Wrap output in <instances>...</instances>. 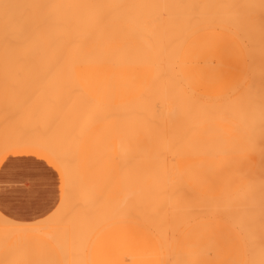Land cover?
Segmentation results:
<instances>
[{
    "label": "snow or ice",
    "instance_id": "1",
    "mask_svg": "<svg viewBox=\"0 0 264 264\" xmlns=\"http://www.w3.org/2000/svg\"><path fill=\"white\" fill-rule=\"evenodd\" d=\"M140 7L144 5L114 0H0V43L4 49L0 75V264H111L97 261L93 253L104 232L117 222L124 228L135 224L155 238L156 247L166 253L155 264H264V0L181 5L188 10L185 21L191 28L228 34L226 51L239 68L238 77L223 96V107L244 110L247 120L243 133L223 138L215 153L220 166L231 170L238 191L228 201H213L208 206L212 218L228 213L235 233L224 236L209 226L201 234L207 240V251L197 259L181 258L175 254V235L160 232L149 218L143 224L139 220L143 207L152 199L151 190L137 188L102 216L80 210L82 195L95 203L105 198L113 185L123 186L128 180L114 172L86 173L80 139L62 130L67 122L66 108L74 100L81 111L91 115L116 97V92L108 89L98 90L96 97L84 95L80 87L83 74L77 68L117 32L127 38L128 18L123 10ZM69 21L71 29L60 28ZM152 28L148 18L139 23L142 33L151 34ZM37 45L54 46L55 52L46 60L29 56ZM218 46L219 42H211L205 47L212 52ZM159 54L167 58L189 102L207 100L197 94L201 84H223L221 65L211 59L204 60V71L193 77L187 74L189 65L182 54L164 48ZM200 108L216 110L217 105L204 102ZM171 147L167 144L166 150L171 151ZM165 175L172 177L160 192L166 202L168 187L183 182L190 173L176 168L173 160L171 173ZM25 213L42 216L37 223L44 227L14 223L12 217ZM70 218L71 227L67 223ZM221 240L238 248L242 257L218 259L214 253Z\"/></svg>",
    "mask_w": 264,
    "mask_h": 264
},
{
    "label": "bare ground",
    "instance_id": "2",
    "mask_svg": "<svg viewBox=\"0 0 264 264\" xmlns=\"http://www.w3.org/2000/svg\"><path fill=\"white\" fill-rule=\"evenodd\" d=\"M10 2H17V0H10ZM40 2L84 3V0H40ZM114 2L144 5V7L123 10L128 18L126 32L129 36L123 38L117 32L102 50L89 54L77 71L83 74L80 87L84 95L96 97L98 90L108 89L114 90L116 97L111 104L104 105L101 110L91 115L81 111L74 100L66 108L68 134L78 137L81 142L92 137L94 140H112L122 143L123 139L118 126L126 122L128 123L126 127L129 126V139L128 144L123 146L124 151L135 153V155H141L143 150L149 152L158 150L162 153L177 155L191 154L194 151V144L202 141L201 133L195 137L196 128L192 130L193 123L195 125L198 118L194 119L193 112L196 108L192 106L194 102H189L183 96L180 86L168 67L167 58L159 53L160 49L164 48L169 53L182 54L186 58L187 53L184 50L188 43L182 42L184 36L186 39V32L189 28L185 21L188 10L181 5L200 3V0H114ZM228 2H242V0H227ZM145 18L152 21L151 34L142 33L139 29L140 21ZM60 28L71 29L65 23H62ZM52 38L55 40V34ZM226 40H229V37ZM54 52V46L37 45L28 52V55H35L46 60ZM3 60L4 49L0 43V75L3 73ZM133 65L143 66L144 73L128 71L127 69ZM55 90V84H53V91ZM192 107L195 108L194 111ZM202 119H199L198 123L202 124L204 120ZM188 121L192 126L187 125ZM184 124L186 127H183ZM122 125L124 126L123 123ZM2 138L3 126L0 124V141ZM169 143L172 146L171 151L166 150V145ZM166 172L171 173V171ZM166 172L153 176L135 174V177L140 178L135 180L131 192L141 188L145 191L151 190L153 193L152 199L143 207L141 216L153 208L166 207H170L171 211L166 213V210H163L162 215L164 216H185L187 215L185 209L189 203L200 205L210 203L214 199L218 187L213 184L212 175L217 173H205L207 177L204 181L201 180L203 174L190 173V176H186L183 182L168 187V200L165 202L160 192L162 187L170 184L172 180L170 175H165ZM232 186L235 187L231 190ZM220 187L228 201L234 197L231 192L237 187V182L234 177H228ZM80 200H89V198L82 195ZM177 209H183V211H177ZM257 233L256 242L258 243ZM138 244L139 242H135V251L145 255L144 247L137 246ZM145 260L139 259L144 263L147 261Z\"/></svg>",
    "mask_w": 264,
    "mask_h": 264
},
{
    "label": "rangeland",
    "instance_id": "3",
    "mask_svg": "<svg viewBox=\"0 0 264 264\" xmlns=\"http://www.w3.org/2000/svg\"><path fill=\"white\" fill-rule=\"evenodd\" d=\"M89 2H94V0H84V3ZM200 3H227V0H200ZM68 15L70 16L71 12H69ZM65 24L68 28L72 27L70 21ZM224 34L213 33L208 30H197L189 26L188 31L186 32V39L184 36L182 42L188 43V47L186 46L184 51L187 53L186 60L189 67L186 71L189 76H191L193 67L194 72L192 76H198L204 71V68L202 67L204 60L211 59L214 63L221 65L220 69L224 68L222 60H225L228 65L236 67V78L238 77V65L226 51V42L228 41L225 40L228 38V34ZM219 37H222L221 39L225 40L217 41V38ZM211 42H219V46L212 52H208L205 46ZM198 57L200 66H197ZM257 64H259L258 57ZM127 70L141 74L144 73V67L141 65H133ZM205 84H201V86L197 88V94L198 96L200 95V97L207 98L202 89ZM183 96L185 97L184 94ZM204 102L214 103L217 105V109L203 111V109L200 108V104ZM191 103H193L192 106L194 105L196 108L195 112H193L194 119L198 117L197 121H195L196 127L193 122V126L190 121H188L189 123H186H188V126L189 124L192 126V130H195L196 128V132L193 131L195 132V137L197 135L199 136L200 133L202 135L201 143L198 142L194 144V151L191 154L177 155L162 153L158 150H153L152 152L143 150L141 155H135V153L132 154L128 151H124L125 149H123V146L128 144L129 139V126L128 128L126 127L128 125L126 122H122L124 126L122 123L118 126L120 136L123 139L122 143L112 140H94L92 137L87 141L81 142V158L86 173L96 170L103 171L104 173L114 172L120 177H126L128 183L123 186L119 184L113 185L111 190L105 193V198L100 199L95 203H91V201H89L90 199L83 201L80 200V210L88 215L100 216L110 212L115 204L123 203L129 198V193L131 192L135 180L140 178L135 177V174H149L153 176L161 172L172 171L173 160H175V167L178 169L185 170L188 173L203 174L201 175L202 181L207 177V175H204L207 172H231L229 168L220 166L215 153L217 152L219 143L223 138L243 133L244 123L247 120V113L240 108L223 107L225 105L223 97L219 99L207 98L206 101L197 100L192 101ZM194 107H192L193 111L195 109ZM196 114L198 116H196ZM199 119H202L204 123L203 121L202 124L198 123L200 121ZM185 124L183 127H186ZM67 125L68 124H66L62 130L68 134ZM251 159L254 162H257L258 160L256 156H252ZM90 162L92 165L91 168ZM50 171L55 174L54 170ZM228 177H232V175H212L213 184H215L218 189L211 202H226V196L220 185L223 184ZM234 187L235 186H232L231 190ZM237 189L238 188L236 187L234 191L231 192V195L235 196ZM56 203H59L58 188ZM210 203H203L200 205L189 203L185 209L187 215L179 217L162 215L163 210H166V213L170 212V207L162 209L153 208L145 213V215L140 216L139 220L141 224H143L145 218H149L155 221L160 232H167L169 236L175 235L178 241L175 250L176 255H179L181 258L197 259L205 253L208 248L207 240L201 238V234L207 227L210 226L217 232V234H222L224 236H227L229 233H235L232 222L228 219V213H220L216 218L209 216L208 206ZM87 204L90 205L87 206ZM52 211H55V207L52 208ZM12 219L16 223L25 224L29 227H44L37 223L39 220H43V217L37 216L34 213L16 215L12 217ZM67 223H69V227H71V218ZM2 231V226H0V234H2ZM257 235L259 238V232ZM135 242H139L137 246L144 247V252H146L145 255L143 253L138 254L135 251ZM238 252L239 251L236 247L226 244L221 240L219 243V250L215 252L214 255L220 260L241 258L242 256H240V254L242 253L240 251V254H238ZM164 254L166 253L156 247L155 238L149 232L141 227H137L135 224H129L124 228L117 222L114 227L105 231L101 236L94 249L93 256L97 261H110L111 264H134L139 259L142 260V258L143 260H147H145V263L142 261V264H155V261ZM0 256H2V254H0ZM134 258L137 260L135 261Z\"/></svg>",
    "mask_w": 264,
    "mask_h": 264
},
{
    "label": "crops",
    "instance_id": "4",
    "mask_svg": "<svg viewBox=\"0 0 264 264\" xmlns=\"http://www.w3.org/2000/svg\"><path fill=\"white\" fill-rule=\"evenodd\" d=\"M217 41H220V40H217ZM225 41H229V40H225ZM226 43H228V42H226ZM222 63H223L224 68L219 69V70L223 74V78H224L223 84L222 85L205 84L202 88L204 91V95L209 99L222 98L226 94L228 87L236 79V67L228 65L225 60L224 61L222 60ZM193 72H194V67H193V70L191 72V76L193 75ZM217 174H231V172L220 171V172H217ZM238 251H239L238 254H240L239 249H238ZM240 256H242V254H240Z\"/></svg>",
    "mask_w": 264,
    "mask_h": 264
}]
</instances>
